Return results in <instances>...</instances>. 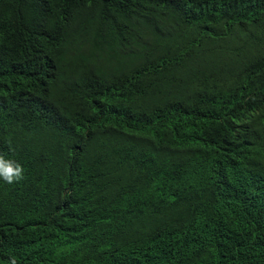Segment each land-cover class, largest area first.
<instances>
[{
	"label": "trees",
	"instance_id": "16d2710c",
	"mask_svg": "<svg viewBox=\"0 0 264 264\" xmlns=\"http://www.w3.org/2000/svg\"><path fill=\"white\" fill-rule=\"evenodd\" d=\"M21 1L0 0V42L16 31L23 45L19 67L0 54V80L7 77L16 86L62 67L54 88L32 103L19 99L31 114L0 94V130L4 125V133L15 139L0 153L24 168L23 180L11 185L0 180V264H210L192 250L180 259L170 228L154 241L162 219L180 212L184 199L166 181L146 176L142 150L130 142L128 155L126 138L153 120L149 114L158 111L160 102H146L162 99L166 110L174 103L180 125L195 117L201 122L192 121L168 141L196 174L209 155L197 156L189 139L234 125L257 133L264 123V96L251 91L249 81L264 87V20L254 37L229 46L235 6L226 16L217 14V0H172L158 12L162 17L126 16L92 38L84 34L93 36V29L83 21L98 13L83 10L61 21L58 0H32L35 22L30 24V17L17 10ZM189 10H196V18L185 19ZM45 49L48 54L42 53ZM237 59L242 62L234 64ZM66 72H79L75 89L60 83L69 82ZM127 77L143 84L130 89L135 99H125L118 88ZM194 98L200 99V108ZM121 107H126L122 116ZM221 146L216 140L213 149ZM149 152L145 149L144 156ZM75 178L78 182L70 184ZM103 190L104 201L113 199L105 216L99 214ZM55 195L74 199L75 208H50ZM27 201H32L31 219L19 214ZM139 211H148L149 221L136 218ZM242 242L230 238L228 249L216 252L211 264H239L235 253ZM107 250L114 253L96 259Z\"/></svg>",
	"mask_w": 264,
	"mask_h": 264
},
{
	"label": "clouds",
	"instance_id": "9594fccd",
	"mask_svg": "<svg viewBox=\"0 0 264 264\" xmlns=\"http://www.w3.org/2000/svg\"><path fill=\"white\" fill-rule=\"evenodd\" d=\"M217 1L220 2L217 14L229 16L230 9L236 7L235 18L231 21L233 44L229 46L238 47L239 40L244 36L254 37L260 22L264 20V0ZM147 2L148 0H58L57 8L62 15L60 20H67V22L73 15L83 10L98 13V16L83 21L85 25L93 29V36L87 35L85 30L84 34L98 38L100 32L108 30L115 22L126 16L136 20H142L147 15H155V18L162 17L158 12L168 7L172 0H149V5ZM30 3L32 0L19 2L17 10L29 16V23L34 24L35 19ZM163 15L169 18L168 10H164ZM183 15L185 19L191 20L196 18V10L185 11ZM6 21L14 25L10 18L7 17ZM23 26L20 24L18 27ZM22 47L23 45L16 41L15 31L11 36L2 38L0 54L10 57L14 60L13 66L19 67L23 63ZM42 47L43 43L38 49L41 50ZM42 53L48 54L49 50L45 49ZM80 53L88 60L85 49ZM233 61L234 64H238L242 62V59ZM60 67H62L61 64L55 70L36 74L28 81L20 82L16 86L10 85L9 79L3 77L0 80V94L2 97H8L10 104L21 112L31 114L24 105L18 103L19 99L28 97L32 103L36 96L54 88L58 84ZM79 72L74 74L66 72L69 82L64 79L60 83L75 89ZM162 83L163 81L159 87L163 85ZM138 84L143 85L132 77H127L118 88L125 99L128 97L135 99V95L131 96L130 89L132 91ZM148 86L157 85L149 83ZM249 89L264 96V87L252 86L249 81ZM161 100L146 102L152 104L159 101L158 111L149 114L152 121L142 122L138 134L129 135L126 138L128 155L130 142H133L137 151L142 150V164L146 170V176L155 182L166 181L176 191H180L184 199L180 212L167 214L162 219L154 241L157 242L162 232L165 233L170 228L176 238L173 249L176 250L180 259H185L186 252L192 250L196 257L203 261H210L211 264L216 252L228 249L230 238H240L243 242L236 247L235 253L239 264H264V123L255 128L257 133L234 125L221 133L206 134V137H196L192 141L188 138L197 156L201 152L209 155L204 168L193 174L190 168H186L180 162L168 141L176 133H183L182 130H186L192 121L201 122L195 117L187 119L180 125L174 103L169 110H166ZM195 101L200 108V99ZM189 109L193 112L191 108ZM125 113L126 107H121L119 115L122 116ZM3 128L0 130V149H6L15 142L14 138L4 133ZM2 131L3 135H1ZM216 140L222 146L213 149ZM145 149L150 151L148 156H144ZM23 179V166L14 159H5L0 153V180L11 185ZM96 181H99L98 176ZM77 182L75 178L70 184ZM104 190L98 195L99 214L102 216L108 214L113 202V199L103 200ZM135 197L140 196L135 193ZM75 202L74 199H58L55 195L50 200V208L62 205L67 210H72L75 208ZM19 214L31 219L32 201L23 203ZM149 216L148 211L136 213V218L144 221H149ZM2 234L3 228L0 227V236ZM113 253L112 250H107L96 259ZM12 264H15V260Z\"/></svg>",
	"mask_w": 264,
	"mask_h": 264
}]
</instances>
